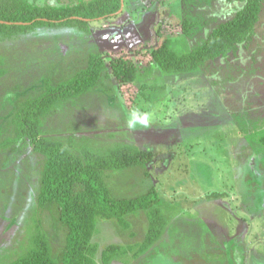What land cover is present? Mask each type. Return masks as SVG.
<instances>
[{
    "label": "rangeland",
    "instance_id": "374dc122",
    "mask_svg": "<svg viewBox=\"0 0 264 264\" xmlns=\"http://www.w3.org/2000/svg\"><path fill=\"white\" fill-rule=\"evenodd\" d=\"M243 4L123 0L118 12L89 20V32L43 26L0 39V144L15 137L14 118L26 100L43 93L47 83L75 76L97 52L106 68L95 88L44 113L39 138L79 152L106 155L127 144L155 155L145 165L109 171L107 181L119 197L155 187L167 222L163 237L139 252L147 211L127 215L129 230L116 219H100L92 240L98 263L106 246L120 244L132 248L110 264H264V4L251 41L196 70L170 73L133 55L150 41L156 19L164 29L187 24V33L160 40L169 38L171 49L182 55ZM121 50L129 53L121 67L135 69L134 108L126 105L111 67L109 55ZM135 109L152 114L149 127H127ZM44 163L45 156L22 141L0 149V264L27 255L49 228L38 204ZM51 245L53 252L60 248V242Z\"/></svg>",
    "mask_w": 264,
    "mask_h": 264
},
{
    "label": "trees",
    "instance_id": "16d2710c",
    "mask_svg": "<svg viewBox=\"0 0 264 264\" xmlns=\"http://www.w3.org/2000/svg\"><path fill=\"white\" fill-rule=\"evenodd\" d=\"M243 6L211 30L206 39L186 54H177L170 47L169 34L187 33L188 26H170L155 20L150 41L136 46L133 55L145 65L156 64L170 72L198 69L207 61L236 53L239 45L253 39L261 19L264 0H243ZM123 0H79L73 4H39L31 0H0V39L13 34L29 33L38 27L69 26L89 32L90 22L118 12ZM168 35V36H167ZM143 47V48H142ZM145 47V48H144ZM121 52V53H120ZM110 56L112 71L120 92L130 108L135 107L137 90L133 86V65L121 67L125 52ZM106 68L101 54L92 52L88 65L72 78L57 85L47 83L46 90L26 100L14 118L15 137L1 142V148L24 142L45 156L38 204L49 217V228L35 238V246L24 257L11 264H110L126 255L132 247L110 244L101 252V263L95 260L98 247L92 240L100 219H116L130 229L127 215L147 211V235L139 252L162 236L166 218L159 206L160 195L155 187L135 197H119L109 187V171L127 170L152 162L154 153L133 145H122L106 155L87 149L81 152L65 147L62 142L39 138L41 116L60 100H69L92 91ZM133 236L134 233H131ZM51 241L60 242L53 252Z\"/></svg>",
    "mask_w": 264,
    "mask_h": 264
},
{
    "label": "clouds",
    "instance_id": "9594fccd",
    "mask_svg": "<svg viewBox=\"0 0 264 264\" xmlns=\"http://www.w3.org/2000/svg\"><path fill=\"white\" fill-rule=\"evenodd\" d=\"M152 122V114L148 112H140L138 109L130 112L126 121L129 129H135L137 127L147 128Z\"/></svg>",
    "mask_w": 264,
    "mask_h": 264
},
{
    "label": "crops",
    "instance_id": "0c3cea01",
    "mask_svg": "<svg viewBox=\"0 0 264 264\" xmlns=\"http://www.w3.org/2000/svg\"><path fill=\"white\" fill-rule=\"evenodd\" d=\"M127 230H129V229H127ZM163 235H164V232H163V234H162L161 237H163ZM131 236H132V235H131ZM133 236H134V235H133ZM133 236H132V237H133ZM161 237H160V238H161ZM160 238H159V240H160ZM159 240H157V241H159ZM157 241H156L154 244H152V246H153V245L155 246V244H157ZM114 260H115V259H114Z\"/></svg>",
    "mask_w": 264,
    "mask_h": 264
}]
</instances>
